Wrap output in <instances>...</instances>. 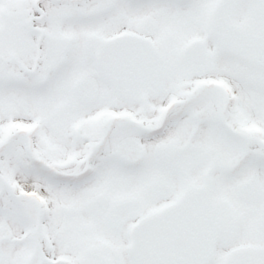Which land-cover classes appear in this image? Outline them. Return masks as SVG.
I'll return each instance as SVG.
<instances>
[{"label":"snow or ice","instance_id":"1","mask_svg":"<svg viewBox=\"0 0 264 264\" xmlns=\"http://www.w3.org/2000/svg\"><path fill=\"white\" fill-rule=\"evenodd\" d=\"M0 264H264V0H0Z\"/></svg>","mask_w":264,"mask_h":264}]
</instances>
